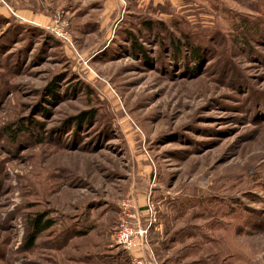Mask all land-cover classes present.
Instances as JSON below:
<instances>
[{
	"label": "rangeland",
	"instance_id": "obj_1",
	"mask_svg": "<svg viewBox=\"0 0 264 264\" xmlns=\"http://www.w3.org/2000/svg\"><path fill=\"white\" fill-rule=\"evenodd\" d=\"M0 6V264H264V0Z\"/></svg>",
	"mask_w": 264,
	"mask_h": 264
},
{
	"label": "built area",
	"instance_id": "obj_2",
	"mask_svg": "<svg viewBox=\"0 0 264 264\" xmlns=\"http://www.w3.org/2000/svg\"><path fill=\"white\" fill-rule=\"evenodd\" d=\"M155 220L156 211L150 201L146 204L144 215L134 199L127 198L120 203V216L113 232V242L132 256L133 264H157L152 256L144 253L148 245V233Z\"/></svg>",
	"mask_w": 264,
	"mask_h": 264
},
{
	"label": "trees",
	"instance_id": "obj_3",
	"mask_svg": "<svg viewBox=\"0 0 264 264\" xmlns=\"http://www.w3.org/2000/svg\"><path fill=\"white\" fill-rule=\"evenodd\" d=\"M174 52H177L176 50ZM179 53V52H177ZM190 53L192 54V56H196L195 54L197 53L196 49H193L190 51ZM180 55V53H179ZM49 94L53 95V91L51 89H47ZM85 114H83L81 117H79L78 119L82 120L84 119ZM32 227V233L28 235L27 237V244H26V249H30L34 246V243L37 239V237L44 231L50 229L53 226L52 221L50 220H44L43 218H35L31 221V225Z\"/></svg>",
	"mask_w": 264,
	"mask_h": 264
},
{
	"label": "crops",
	"instance_id": "obj_4",
	"mask_svg": "<svg viewBox=\"0 0 264 264\" xmlns=\"http://www.w3.org/2000/svg\"><path fill=\"white\" fill-rule=\"evenodd\" d=\"M122 3L124 4V0H122ZM128 4H129V2H128ZM117 6V5H116ZM125 6V5H124ZM114 9H117V7H114ZM123 9H125L126 10V8L125 7H123ZM18 12H20L21 13V16L22 17H24V18H27V19H30V18H32L31 16H34L33 18H35L36 19V21H38V22H41V23H45V22H47V20L49 19V17H47V15L45 16V15H38V14H35V15H33L31 12H29V11H27V10H21V11H18ZM16 14H17V12H15ZM0 14H2V15H7V16H9V11H8V9L7 8H5V7H3V6H0ZM39 17V18H36V17ZM118 17V19H117V22L118 21H120L119 19V16L117 15V14H115V16L114 17ZM105 18L106 19H108V16L106 15L105 16ZM121 19H122V17H121ZM114 252H117V251H114Z\"/></svg>",
	"mask_w": 264,
	"mask_h": 264
}]
</instances>
